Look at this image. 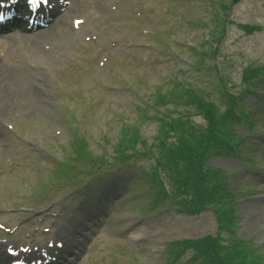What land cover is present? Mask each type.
Segmentation results:
<instances>
[{"label":"rangeland","instance_id":"374dc122","mask_svg":"<svg viewBox=\"0 0 264 264\" xmlns=\"http://www.w3.org/2000/svg\"><path fill=\"white\" fill-rule=\"evenodd\" d=\"M92 1L76 0V9L73 14L68 13V17L83 15L88 25L87 28H91L90 25L94 24H103L106 27L94 34L101 37L96 46L92 45L93 52L88 56H81V59L71 64L69 69L72 67L73 71L63 77L65 80L60 79L57 86L46 87L52 93L48 96L49 102H46L45 105L38 99L33 101L41 94L37 89V82L39 79L42 81L40 76L43 69L40 66L44 65L36 66L30 59H27L24 47L16 52L18 48L16 43H11L8 40L0 41V47H3L6 52V58L1 63L0 86L3 80L2 75L7 70L11 71L17 81L20 79L14 86L19 102L13 105L0 101V211H26L25 214L2 215L0 221L11 226L17 220L27 219L31 211H47L38 218H32L29 225L22 226L14 234V238L21 244L32 246L38 240L37 232L40 229L55 230V227L58 226L59 228V225H63L64 218L69 214L68 211H74L78 201L85 197L86 184V193L95 199L97 192L100 193L103 187H107L113 178L121 177L120 184L124 190L121 189V194L109 203L107 218L104 220L105 223L98 228L99 236L92 242L91 260L86 262L87 264H165L168 257L164 253L166 242L195 239L207 234L214 236L216 233H220V236L226 240H231L234 236L239 238L237 241L234 240L235 243L230 242L232 248L225 253L224 250H216L217 256L228 253L223 264H264V239L259 237L261 226L259 225L252 230L246 229V225L255 216L260 217L264 225V180L261 177L249 175L248 177L245 176L246 178L243 180L244 175L236 174L229 179L235 187L234 190L239 192V196L237 195L238 204L234 205L232 211L227 214L232 223L231 232L225 229L220 230V225L218 228L215 218L210 214L207 216L213 223L211 228L209 226L206 229H198L197 225L191 227V219L187 223H185L186 219H180L179 223L172 219L163 221L161 228L156 230V235L159 236L166 232L174 238L165 239L164 236H159L151 244L143 237L135 240L130 238V234L138 233L145 226L153 224L157 218L154 214H147L151 208L149 205L151 201L150 191L153 189V185L144 177L147 163L142 159L127 166L117 160H112L115 157L112 149L116 148L118 144L122 125L134 126L133 128H135V130L131 128L132 133H129L130 135L124 136V133H121L124 140L131 141L141 151L145 148L144 144L150 146L156 154L159 153V150L154 148L155 136L159 132L154 121H149L145 115L137 114L135 109L132 114L133 109L130 103L128 105L127 100L130 99L127 96L104 88H118L122 82H127V77H132L133 74H139L143 71L144 58L147 52L152 53L150 59L154 62L156 71L159 69L160 76H170L169 71L173 67H169L165 71V67L159 65L162 54L157 52L153 54L151 48L164 43L170 42L169 45L174 46V48H177L178 45L174 41L182 43V47L178 46L181 51L177 54L178 66L183 67V69L187 68L193 57V52L188 50L187 44H196L202 46V50H207L213 45L212 43L209 45L205 43L207 36L210 33L218 34L223 29L214 16V8L209 5L208 0H189L185 3L170 0H109L113 6L110 14L99 19L96 14H94L95 17L85 15V11L91 10V7L85 10L87 5L93 6ZM220 2H225V0H220ZM165 9H168L167 14H164ZM89 15L91 16V14ZM172 16L173 23H171ZM228 20L232 23L227 21L224 23L225 33L218 46V55L215 56L213 62L211 58L207 57L199 59L203 62H200L201 65H198L196 71L193 72L192 80L197 85L205 86V83L212 80L211 76L216 75V71L209 72L208 67L216 63L217 71L224 78L226 77L227 85L234 92H237L243 87L241 74L246 68H256L257 71L264 70V0L240 2L231 9ZM244 24L259 26L261 31L247 36L241 29ZM167 36H170V41L166 38ZM50 38L53 40H48V43L51 44L56 41L57 46L56 51L51 52L49 56H53L56 52L65 51L68 63L76 59L75 52L78 50L77 41L79 40L77 36L69 34V37H58L53 34ZM44 39V37H40L39 41L34 42L37 47H40L38 48L40 51H42L41 47L45 43ZM29 40L32 39L29 38ZM25 42L23 43L25 44ZM133 43H139L141 47H134L131 45ZM143 44L150 45V48L144 47ZM36 46L34 50L37 49ZM10 47H13V50ZM8 55L16 58L20 63H13ZM21 61L30 63L32 68H23ZM110 66L120 69L121 72L117 78L113 74L117 73L118 70L110 69ZM203 66H206L207 73ZM52 75H54L53 72L50 73V76ZM107 80L111 81V85L105 84ZM172 80L174 82H171ZM177 80L178 78L175 76L169 79L162 93H169L173 90ZM143 84L152 86L155 81L140 82L138 86ZM176 90L181 92L179 89ZM89 94H91V101L94 103L91 109L86 108ZM217 95L218 89L214 92V97ZM132 100L137 102L135 99ZM63 103H66L68 105L66 107L71 110L67 115L61 111ZM106 104H109L112 109L107 108ZM121 104H125L123 108ZM117 108L120 110L116 111ZM168 108L184 113L195 125H202L204 122L188 106L175 103L174 106H168ZM120 112L127 117L111 115H120ZM68 125L75 127L80 133L79 136L82 135L85 138L84 142L87 145L82 140L75 142L76 137ZM200 128L197 127L198 130ZM165 142L168 143L171 154L176 153L172 150L176 144V136L165 139ZM71 143L70 147H74L76 152L87 157L89 155L98 157L105 162L101 166V170L94 171L85 162L77 161L75 163L77 167L73 171L75 174L73 179L76 180L75 177L79 174L83 180L82 184H80V178L79 181L76 180L75 183L78 185H66L69 172L64 170L63 165L58 166L57 164L58 160L73 155L68 146ZM245 147L249 155L253 156L252 161L254 163L263 160L264 136L261 137L259 143L252 145L250 143ZM213 160H209L212 167L228 166L226 162ZM174 163L178 172L183 174V178L186 173L192 174L194 188L198 192L197 185L202 186L203 180L200 176V167L193 166V168L189 163L188 165L182 164L181 161L176 160ZM116 167L121 170L116 171L114 169ZM58 169H60L58 172L64 170L60 177L56 173ZM157 169L162 184L166 189L171 190L173 181L169 180L168 175L172 171L162 167V163L161 166H157ZM54 170L61 182L56 181ZM134 179L137 182L125 190V187ZM96 180L99 181L98 190H95ZM250 189L259 190L258 193H254L253 198H245L241 194L243 193L242 190ZM213 194L219 195L218 193ZM257 197L259 199H256ZM207 202L206 209L218 210L227 201H217L215 198L213 202L211 200ZM173 208V205L166 201V204L161 205L154 213L159 214V218L162 216L175 217L174 212H168L173 211ZM163 211L167 213L160 214ZM252 211L258 212L253 214ZM120 216L131 218V224L123 227L121 221L118 220ZM195 219L199 220L198 217ZM45 241L40 240V242ZM207 252L212 251L207 249ZM192 253L191 251L183 252L181 259H178L175 264H188L192 258ZM131 256L134 261L131 260ZM246 256L249 260H240ZM218 260L219 262L216 264H222L219 258Z\"/></svg>","mask_w":264,"mask_h":264},{"label":"bare ground","instance_id":"6f19581e","mask_svg":"<svg viewBox=\"0 0 264 264\" xmlns=\"http://www.w3.org/2000/svg\"><path fill=\"white\" fill-rule=\"evenodd\" d=\"M99 7V6H98ZM100 8V7H99ZM40 37H33L32 40H29V42H26V58L30 59L36 66H40V65H51L53 66L55 63L54 61V57L49 56V54H44L43 51H40L37 47L36 43H34L35 41H39ZM37 47L36 50H34V47ZM30 53V54H29ZM32 53V54H31ZM3 80L0 86V101L3 103H12L17 104L19 102V98H18V94L16 93V89L14 88V86H16L15 84L17 82H19V80L17 81L14 77V75L11 74V71H6L3 73ZM37 89L40 91V97H36V99H34L33 101H37V99L39 101H41L44 105L46 104V102L48 103V90L46 88L45 83L41 82L40 80L37 82ZM32 102V101H30ZM82 210H87V207H83ZM258 211H252L253 214H256ZM118 217V220L121 221L123 227H127L129 224H131V218L129 217ZM203 220H206L205 222H203ZM176 222H180L181 220L178 221L177 218H175ZM212 223H209L208 219H206L205 217L200 216L199 217V221L197 220H193L191 227L197 225L198 229H202V228H209V226ZM261 226L259 229L261 231L260 234V238L264 239V225H263V220L260 219V217L257 218V216L253 217V219H251V221L246 225V229L248 228L249 230H252L254 228H256L257 226ZM161 228V225H158V229ZM175 231L177 232V229H175ZM167 233L163 232L161 233V235L159 236H165L166 237ZM158 235H156V230H154L152 228V226H145L143 229H141L138 233H132L130 234V238L135 240L137 238H145L146 240H148L151 244H153V240H156L157 237H159Z\"/></svg>","mask_w":264,"mask_h":264},{"label":"trees","instance_id":"16d2710c","mask_svg":"<svg viewBox=\"0 0 264 264\" xmlns=\"http://www.w3.org/2000/svg\"><path fill=\"white\" fill-rule=\"evenodd\" d=\"M234 117L232 116V113H225L223 112V114L219 115V117L217 116V113L215 111V109L213 107H209L207 106V116H206V120L209 124V128H213L215 130H217L220 126L224 127V129L221 132H224L226 130H229V125H231L233 122ZM220 130V129H219ZM197 136V135H196ZM212 137V135H210ZM197 142H190L188 144V146L185 148L186 153L182 152L183 148L179 151V153H177L176 155H180L181 157L183 156V164L184 163H189L190 162V166H196L199 167V165L197 164V161L195 160V152L190 151L189 150H193L196 146H197ZM192 145V146H191ZM201 151H202V158L205 154V149L203 147V145L201 144L200 146ZM175 155V156H176ZM194 168V167H193ZM201 176V174H200ZM192 174L190 173L188 175V177L184 176L185 180L187 183H189L190 185H193V181H192ZM203 178V177H202ZM198 188V192H196L197 195H199V197H197L194 200V203H197L199 201V198H202L203 196H205V194L202 192V186L197 185ZM194 190L196 191V189L194 188Z\"/></svg>","mask_w":264,"mask_h":264},{"label":"snow or ice","instance_id":"6c2138e0","mask_svg":"<svg viewBox=\"0 0 264 264\" xmlns=\"http://www.w3.org/2000/svg\"><path fill=\"white\" fill-rule=\"evenodd\" d=\"M29 2H31V0H29Z\"/></svg>","mask_w":264,"mask_h":264}]
</instances>
